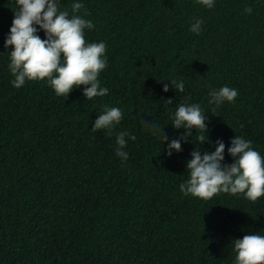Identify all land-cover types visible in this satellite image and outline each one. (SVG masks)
<instances>
[{
	"label": "trees",
	"instance_id": "16d2710c",
	"mask_svg": "<svg viewBox=\"0 0 264 264\" xmlns=\"http://www.w3.org/2000/svg\"><path fill=\"white\" fill-rule=\"evenodd\" d=\"M72 3L61 0V10L71 13ZM82 3L94 25L85 41L106 44L98 79L109 92L91 100L84 86L57 96L46 79L11 85L3 43L16 5L0 0V264H235L233 239L264 235V196L204 200L179 185L194 148L222 141L231 163L236 135L264 156V0H215L211 9L196 0ZM195 18L199 34L189 30ZM223 86L238 90L235 101L210 104L208 93ZM180 104L201 106L206 132L172 126ZM104 106L122 119L92 131ZM186 131L168 156L160 137ZM120 132L136 137H125L123 163Z\"/></svg>",
	"mask_w": 264,
	"mask_h": 264
},
{
	"label": "clouds",
	"instance_id": "9594fccd",
	"mask_svg": "<svg viewBox=\"0 0 264 264\" xmlns=\"http://www.w3.org/2000/svg\"><path fill=\"white\" fill-rule=\"evenodd\" d=\"M197 3L211 9L215 0H196ZM16 11L11 26L4 38L3 46L11 50L8 69L14 77L10 83L14 88L22 87L26 81L45 80L57 96H67L74 88H82L85 99L104 97L109 90L101 86L98 79L102 70L107 67L106 44L104 42L88 43L84 38V30H91L93 23L85 19L87 13L80 14L82 0H73L71 13L61 10V0H14ZM251 13V8H245ZM203 21L195 18L189 30L199 34ZM44 33V39L37 35ZM170 80V79H169ZM175 91L183 92V80H170ZM169 90L164 84L163 92ZM210 104L217 106L224 102H234L238 90L223 86L212 89L208 93ZM171 102V100H168ZM122 119V110L118 107L104 106L92 131L111 130ZM143 121V120H142ZM172 126L175 129H201L207 131L206 116L199 104H180L172 114ZM155 130V126L151 125ZM163 131V130H162ZM192 133L186 131L176 139L168 140L164 134L161 143L166 144V154L181 150V141ZM134 135L120 132L116 136V155L123 163L128 159L124 151ZM206 138L201 137L200 142ZM231 163H224L225 144L217 141L212 151L194 150L185 165L189 172L186 182L179 185L184 195L208 200L218 193L243 194L255 201L264 196V156L252 147V141L234 135L227 148ZM235 264H264V235L257 233L233 239Z\"/></svg>",
	"mask_w": 264,
	"mask_h": 264
}]
</instances>
